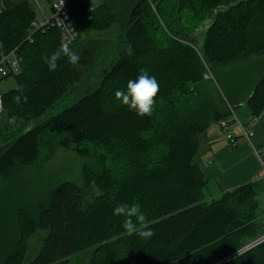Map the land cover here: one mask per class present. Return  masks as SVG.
I'll list each match as a JSON object with an SVG mask.
<instances>
[{
  "label": "trees",
  "instance_id": "16d2710c",
  "mask_svg": "<svg viewBox=\"0 0 264 264\" xmlns=\"http://www.w3.org/2000/svg\"><path fill=\"white\" fill-rule=\"evenodd\" d=\"M66 12L79 34L70 46L81 60L73 66L62 58L50 72L42 57L64 43L60 30H36L28 2H6L0 10V54L17 49L21 56L20 72L0 81L15 76L28 97L17 104V88L1 91L0 187L72 143L101 152L103 173L92 178L100 192L88 200L81 187L64 182L36 211L18 208L15 232L0 222V264H24L29 239L40 228L48 230L44 247L29 264H70L91 248L89 264H264V242L228 259L264 234V179L207 201L210 186L197 158L206 130L234 114L202 107L205 62L225 67L264 54V0H139L118 58L97 87L50 114L80 83V68L99 58L96 47L84 44V33H97L100 39L92 40L110 45L102 35L116 23L107 4L71 0ZM200 34L201 54L195 43ZM141 68L160 86L153 114L143 118L114 96ZM247 105L253 116L264 112V75ZM11 116L18 118L15 126ZM118 203H139L155 235H128L123 217L113 214Z\"/></svg>",
  "mask_w": 264,
  "mask_h": 264
},
{
  "label": "rangeland",
  "instance_id": "374dc122",
  "mask_svg": "<svg viewBox=\"0 0 264 264\" xmlns=\"http://www.w3.org/2000/svg\"><path fill=\"white\" fill-rule=\"evenodd\" d=\"M107 32L112 33L108 37L105 35L102 37L110 38V45H107L106 42L99 44L92 40V38L100 39L101 36L98 37L97 33H84V44L89 46L91 44L96 47L100 51V54H97L99 58L95 63L80 68L82 75L80 83L70 95L64 97L60 104L50 110V114L58 113L73 105L84 94L97 87L105 68H110L117 60L118 45L123 38L124 30L120 28L119 24H114ZM204 40L205 34L199 36L195 42L199 54H201ZM204 73V79L199 85L203 96L202 107L206 111L208 109V112L211 110L212 114L217 107L223 110L229 109L228 101H230L235 105L238 104L235 106V112L240 121H244L245 118L242 113L248 114L249 109L244 103L239 104V101L245 98L246 93L253 89L264 75V54L232 62L225 67H216L205 62ZM14 88H17L15 76L0 81L2 92ZM3 112L4 105L2 102L0 114ZM100 153L95 152L92 146L78 148L75 144L64 143L58 146L45 162L24 167L8 178L0 187V222L3 221V224H7L10 232H15L18 208L25 207L31 211H36L39 205L49 201L51 193L64 182H71L81 187L87 194L86 198L91 200L100 192L99 187L92 179L103 173L104 166L101 163ZM217 197L219 196L208 192L206 200L211 201L218 199ZM259 202L261 209L264 210V193L260 195ZM47 233V229L40 228L30 237L24 264H29L39 255L44 247ZM93 253V248L77 253L71 257L70 264H89Z\"/></svg>",
  "mask_w": 264,
  "mask_h": 264
},
{
  "label": "crops",
  "instance_id": "0c3cea01",
  "mask_svg": "<svg viewBox=\"0 0 264 264\" xmlns=\"http://www.w3.org/2000/svg\"><path fill=\"white\" fill-rule=\"evenodd\" d=\"M52 1L54 0H0V9L5 7L6 2L14 5L28 2L36 12V22L41 24L52 15ZM82 1H87L93 7L107 4L116 14L115 24H119L124 31L133 9L139 2V0ZM111 33L106 32L104 35L108 37ZM254 88L246 93L245 98L239 101V104L247 105V99ZM228 102L229 109L239 118L235 112V106L238 104ZM248 109V114L242 113L245 118L244 121L241 120L243 123L254 117L249 107ZM234 132L240 133L238 128H234ZM197 158L204 178L209 183V191L215 196L235 191L248 182L264 179V112L258 117L253 138L247 140L240 137L236 146L229 144L218 122L213 123L200 138Z\"/></svg>",
  "mask_w": 264,
  "mask_h": 264
},
{
  "label": "clouds",
  "instance_id": "9594fccd",
  "mask_svg": "<svg viewBox=\"0 0 264 264\" xmlns=\"http://www.w3.org/2000/svg\"><path fill=\"white\" fill-rule=\"evenodd\" d=\"M62 58H66L68 63L73 66L78 65L81 60V56L73 50L70 42L61 43L50 55L45 54L42 57L50 72L57 70L58 61ZM159 90L160 86L156 77L150 75L147 69L141 68L135 79L127 81L126 90L117 89L114 96L120 105L126 106L129 111H133L137 116L143 118L153 114ZM17 93L13 98L14 102L17 104L26 103L28 97L24 92L23 85H17ZM17 120L16 116H11L8 118V123L15 126ZM113 214L123 217L121 228L128 235L136 234L145 240L155 235V231L147 221L139 203H118L113 209Z\"/></svg>",
  "mask_w": 264,
  "mask_h": 264
},
{
  "label": "built area",
  "instance_id": "2783aa9c",
  "mask_svg": "<svg viewBox=\"0 0 264 264\" xmlns=\"http://www.w3.org/2000/svg\"><path fill=\"white\" fill-rule=\"evenodd\" d=\"M71 0H54L52 1V15L43 23L34 22V28L47 30L51 27L58 28L61 33L63 42H70V45L74 44L78 39V31L72 21L70 20L66 8ZM30 38V37H29ZM32 41V38H31ZM21 66V56L18 54L17 49H14L8 53L0 54V80L10 74L18 73ZM2 107V92L0 90V108ZM258 122V116H254L251 120L243 123L234 114L228 119H221L218 121L219 127L223 134L226 136L229 144L236 146L239 143L240 137L247 140L255 134L256 124ZM234 128H238L239 132L236 134ZM264 242V234L254 241L245 245L242 249L232 254L228 259L233 258L243 252L254 248L255 246Z\"/></svg>",
  "mask_w": 264,
  "mask_h": 264
},
{
  "label": "water",
  "instance_id": "95a60500",
  "mask_svg": "<svg viewBox=\"0 0 264 264\" xmlns=\"http://www.w3.org/2000/svg\"><path fill=\"white\" fill-rule=\"evenodd\" d=\"M240 2H241V1H240ZM240 2L236 3L235 5L239 4ZM235 5H234V6H235Z\"/></svg>",
  "mask_w": 264,
  "mask_h": 264
},
{
  "label": "bare ground",
  "instance_id": "6f19581e",
  "mask_svg": "<svg viewBox=\"0 0 264 264\" xmlns=\"http://www.w3.org/2000/svg\"><path fill=\"white\" fill-rule=\"evenodd\" d=\"M40 23V22H39ZM79 35V34H78Z\"/></svg>",
  "mask_w": 264,
  "mask_h": 264
}]
</instances>
